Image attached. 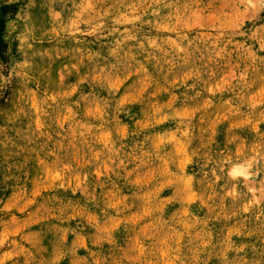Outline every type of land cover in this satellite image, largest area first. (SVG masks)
Wrapping results in <instances>:
<instances>
[{"label":"rangeland","instance_id":"obj_1","mask_svg":"<svg viewBox=\"0 0 264 264\" xmlns=\"http://www.w3.org/2000/svg\"><path fill=\"white\" fill-rule=\"evenodd\" d=\"M0 264H264V0H0Z\"/></svg>","mask_w":264,"mask_h":264}]
</instances>
